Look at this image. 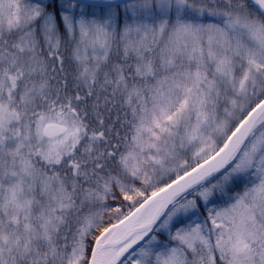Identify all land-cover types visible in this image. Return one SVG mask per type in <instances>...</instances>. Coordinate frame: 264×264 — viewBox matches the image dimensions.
<instances>
[{"label": "snow or ice", "instance_id": "obj_1", "mask_svg": "<svg viewBox=\"0 0 264 264\" xmlns=\"http://www.w3.org/2000/svg\"><path fill=\"white\" fill-rule=\"evenodd\" d=\"M0 264H264V0H0Z\"/></svg>", "mask_w": 264, "mask_h": 264}]
</instances>
